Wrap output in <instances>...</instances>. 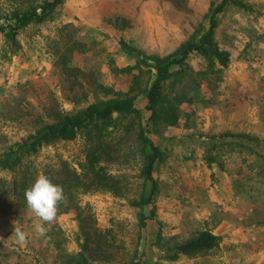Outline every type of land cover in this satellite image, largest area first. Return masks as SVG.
<instances>
[{
  "label": "rangeland",
  "instance_id": "obj_1",
  "mask_svg": "<svg viewBox=\"0 0 264 264\" xmlns=\"http://www.w3.org/2000/svg\"><path fill=\"white\" fill-rule=\"evenodd\" d=\"M45 1L0 0V24ZM219 1L63 0L45 22L22 28L14 46L0 34V153L108 98L132 97L140 112L139 119L114 116L116 128L98 125L54 141L30 158L35 177L72 185L76 173L85 184L66 190L44 237L24 199L12 194L19 174L0 170V264H74L79 251L86 264H264V0H234L245 8L229 4L216 16L213 39L229 54L226 68L207 73L205 59L191 53L188 74L165 83L173 126L150 127L144 93L154 72L139 68L119 43L148 59L172 55L208 29ZM141 126L162 151L155 219L142 227L151 206L130 205L146 189ZM95 157L100 179L90 170ZM14 225L28 234L25 246L12 238ZM202 231L217 236V246L167 259Z\"/></svg>",
  "mask_w": 264,
  "mask_h": 264
},
{
  "label": "trees",
  "instance_id": "obj_2",
  "mask_svg": "<svg viewBox=\"0 0 264 264\" xmlns=\"http://www.w3.org/2000/svg\"><path fill=\"white\" fill-rule=\"evenodd\" d=\"M63 0H47L42 5H29L24 10H14L10 17H7L5 24H0V34L5 42L14 46L19 31L29 24H40L45 22L55 8L61 4ZM229 4L240 8H245L240 2L234 0H220L213 9L209 11L208 29L198 38L192 37L185 41L172 55L163 58L141 56L139 51L129 47L124 41H120L122 50L135 58L139 68H150L154 72V78L150 86L145 91L146 105L145 110L149 112L148 122L150 127L157 124L164 126H173L176 123L177 115L174 113L175 108L170 104L168 96L163 93L164 85L167 81L188 74L187 58L192 54L203 57L206 61L207 73H217L221 69L226 68L229 62L228 52L221 50L213 39L214 29L217 25L216 16ZM114 116L140 118V112L135 107L132 97H114L87 105L82 111L74 115L59 116L54 122L46 123L34 133L29 134L18 142H15L5 148L0 153V170L19 174L14 177L11 183L12 194L21 196L25 201L24 192L35 181V169L30 164V158L37 151L54 141H70L73 140L77 133L87 128H97L99 130L106 129L111 126L116 128V118ZM151 127V128H152ZM151 129L142 126L139 129L138 138L142 145L144 155V163L142 166L143 181L146 185L138 199L131 201L130 205L137 208L151 206L147 218L140 216V226H145L146 220H154V197L158 190L156 179L154 178L155 165L162 158V151L153 143L148 136ZM97 158L90 161V170L93 179L103 178L102 170L93 169V165ZM74 184H69L67 179H50L54 184L61 185L64 193H72L83 189L84 183L78 175L74 173ZM88 191L87 189L84 190ZM66 194V193H65ZM6 200V199H5ZM0 204H5L2 200ZM218 237L208 231L200 232L196 237L187 241L177 243L173 247V251L167 252L169 261L176 260L179 256H189L201 251L210 250L217 246ZM171 250V249H170ZM172 252V253H170ZM74 264H86L82 251L75 255ZM134 264V263H129Z\"/></svg>",
  "mask_w": 264,
  "mask_h": 264
},
{
  "label": "clouds",
  "instance_id": "obj_3",
  "mask_svg": "<svg viewBox=\"0 0 264 264\" xmlns=\"http://www.w3.org/2000/svg\"><path fill=\"white\" fill-rule=\"evenodd\" d=\"M24 197L28 210L40 221L35 225V233L41 237L46 236L45 225L55 221L59 206L66 202L63 187L54 184L47 175L40 173L31 186L25 190ZM12 238L20 246L28 243V234L15 225Z\"/></svg>",
  "mask_w": 264,
  "mask_h": 264
}]
</instances>
